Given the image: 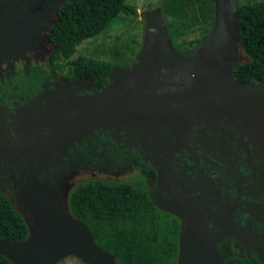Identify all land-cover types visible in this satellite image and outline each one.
Here are the masks:
<instances>
[{
	"label": "water",
	"instance_id": "95a60500",
	"mask_svg": "<svg viewBox=\"0 0 264 264\" xmlns=\"http://www.w3.org/2000/svg\"><path fill=\"white\" fill-rule=\"evenodd\" d=\"M66 1L0 0V61L25 52L42 30L55 26ZM214 3L212 32L192 54L174 48L160 8L136 12L147 25L130 68H113L110 81L92 94L69 87L55 90L54 121L47 122L55 128V151L99 127L130 126L157 136L168 129L182 137L195 125L219 119L264 148V81L241 82L234 75L241 45L237 0ZM3 132L9 134L0 127ZM11 140L12 149L22 155L40 144ZM25 192L12 203L24 216L29 234L17 242L0 239V254L13 264H58L68 256L86 264H117L116 256L96 244L89 225L69 212L47 182L34 180ZM173 204L158 206L181 221L177 264H224L214 237L201 230L192 201Z\"/></svg>",
	"mask_w": 264,
	"mask_h": 264
},
{
	"label": "flooded vegetation",
	"instance_id": "af4514ba",
	"mask_svg": "<svg viewBox=\"0 0 264 264\" xmlns=\"http://www.w3.org/2000/svg\"><path fill=\"white\" fill-rule=\"evenodd\" d=\"M50 29L25 52L0 61V127L9 130L0 133V192L18 203L34 180L47 182L69 209L80 184L136 181L158 209L192 201L224 263L241 257L264 264V148L226 120L195 125L182 137L168 129L157 136L130 126L99 127L55 151V128L47 124L54 121L55 90L92 94L110 78L98 89L78 71L55 66ZM12 137L40 144L22 155L12 149Z\"/></svg>",
	"mask_w": 264,
	"mask_h": 264
},
{
	"label": "trees",
	"instance_id": "16d2710c",
	"mask_svg": "<svg viewBox=\"0 0 264 264\" xmlns=\"http://www.w3.org/2000/svg\"><path fill=\"white\" fill-rule=\"evenodd\" d=\"M214 2V0H211ZM213 9V10H212ZM134 11L126 0H68L61 7L58 22L49 36L57 44L52 51L55 66L76 70L93 81L96 88L106 80L116 65L79 55L78 46L86 39L104 33L123 13ZM212 28L194 41L177 42V27L161 10L174 48L184 54L194 53L212 32L215 23L212 4ZM241 45L248 60L237 65L238 81H264V0L238 5ZM178 23V20L175 19ZM136 60V59H135ZM132 61L124 65L130 68ZM70 213L86 222L96 244L116 256L117 264H177L179 219L158 209L145 188L136 181H91L80 184L69 198ZM28 225L14 204L0 192V239L17 242L27 238ZM0 264H13L0 254ZM224 264H261L257 260L232 257Z\"/></svg>",
	"mask_w": 264,
	"mask_h": 264
},
{
	"label": "rangeland",
	"instance_id": "374dc122",
	"mask_svg": "<svg viewBox=\"0 0 264 264\" xmlns=\"http://www.w3.org/2000/svg\"><path fill=\"white\" fill-rule=\"evenodd\" d=\"M259 1L237 0V3L242 5ZM126 3L134 11L120 15L104 33L84 40L72 58L82 55L99 61H107L116 67H123L134 61L142 48L147 25L146 18L137 16L136 12L165 8L168 11L167 20L173 21L177 27V41H193L201 38L212 28L211 8L213 4L215 13V3L211 0H126ZM238 52L241 54V63L249 59L241 47ZM58 264L86 263L75 256H68Z\"/></svg>",
	"mask_w": 264,
	"mask_h": 264
},
{
	"label": "crops",
	"instance_id": "0c3cea01",
	"mask_svg": "<svg viewBox=\"0 0 264 264\" xmlns=\"http://www.w3.org/2000/svg\"><path fill=\"white\" fill-rule=\"evenodd\" d=\"M182 41H187V40H182ZM182 41H177L178 43L182 42ZM194 41V40H193Z\"/></svg>",
	"mask_w": 264,
	"mask_h": 264
}]
</instances>
